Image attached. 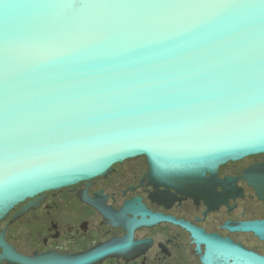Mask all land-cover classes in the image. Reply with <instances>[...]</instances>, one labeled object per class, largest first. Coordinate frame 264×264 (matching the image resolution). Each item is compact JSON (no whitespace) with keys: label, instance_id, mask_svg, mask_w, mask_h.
I'll use <instances>...</instances> for the list:
<instances>
[{"label":"water","instance_id":"1","mask_svg":"<svg viewBox=\"0 0 264 264\" xmlns=\"http://www.w3.org/2000/svg\"><path fill=\"white\" fill-rule=\"evenodd\" d=\"M26 2L43 6L0 7V159L5 137L16 155L41 154L0 175V223L125 160L145 157L150 178L190 184L264 154L248 131L257 118L236 117L264 102V11Z\"/></svg>","mask_w":264,"mask_h":264},{"label":"flooded vegetation","instance_id":"2","mask_svg":"<svg viewBox=\"0 0 264 264\" xmlns=\"http://www.w3.org/2000/svg\"><path fill=\"white\" fill-rule=\"evenodd\" d=\"M20 257L35 264H264V154L229 161L212 181L190 184L150 178L138 157L107 176L27 200L0 223V264H21Z\"/></svg>","mask_w":264,"mask_h":264},{"label":"snow or ice","instance_id":"3","mask_svg":"<svg viewBox=\"0 0 264 264\" xmlns=\"http://www.w3.org/2000/svg\"><path fill=\"white\" fill-rule=\"evenodd\" d=\"M43 5L26 2V0H15L8 2L4 0L0 3V7L5 10L9 9H32L42 7ZM71 7H154V8H197V7H215L220 9H239L264 11V0H213L212 3H198L196 0H175L172 3L148 4V5H128V4H100V5H69ZM252 114L257 118V123L250 126L248 131H251L255 137L264 142V102H250L241 112L236 114L238 118L241 115ZM147 132H152L149 129H144ZM41 153L25 152L21 155H16L14 150L10 148L5 137V143L2 150V159H0V175H3L13 167L22 166L28 161L36 158Z\"/></svg>","mask_w":264,"mask_h":264}]
</instances>
